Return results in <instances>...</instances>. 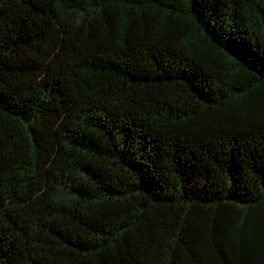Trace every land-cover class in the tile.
<instances>
[{
    "label": "trees",
    "instance_id": "trees-1",
    "mask_svg": "<svg viewBox=\"0 0 264 264\" xmlns=\"http://www.w3.org/2000/svg\"><path fill=\"white\" fill-rule=\"evenodd\" d=\"M259 89L264 0H0V264H257Z\"/></svg>",
    "mask_w": 264,
    "mask_h": 264
},
{
    "label": "rangeland",
    "instance_id": "rangeland-1",
    "mask_svg": "<svg viewBox=\"0 0 264 264\" xmlns=\"http://www.w3.org/2000/svg\"><path fill=\"white\" fill-rule=\"evenodd\" d=\"M242 110L264 119V89H259L251 99L243 103ZM256 238L261 239V246L254 250L255 260L257 264H264V206L250 209L241 229L231 236L236 252L240 251L243 243Z\"/></svg>",
    "mask_w": 264,
    "mask_h": 264
}]
</instances>
